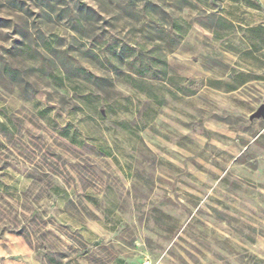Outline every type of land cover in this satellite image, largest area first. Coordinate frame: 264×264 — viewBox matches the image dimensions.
<instances>
[{"label":"rangeland","instance_id":"1","mask_svg":"<svg viewBox=\"0 0 264 264\" xmlns=\"http://www.w3.org/2000/svg\"><path fill=\"white\" fill-rule=\"evenodd\" d=\"M0 0V264H264V0Z\"/></svg>","mask_w":264,"mask_h":264},{"label":"trees","instance_id":"2","mask_svg":"<svg viewBox=\"0 0 264 264\" xmlns=\"http://www.w3.org/2000/svg\"><path fill=\"white\" fill-rule=\"evenodd\" d=\"M205 1H207V0H205ZM230 1H232V2H241V3L245 4L248 7H256V5H257L256 4V0H230Z\"/></svg>","mask_w":264,"mask_h":264},{"label":"water","instance_id":"3","mask_svg":"<svg viewBox=\"0 0 264 264\" xmlns=\"http://www.w3.org/2000/svg\"><path fill=\"white\" fill-rule=\"evenodd\" d=\"M264 114V105H262L259 110L251 115V118L261 117Z\"/></svg>","mask_w":264,"mask_h":264},{"label":"built area","instance_id":"4","mask_svg":"<svg viewBox=\"0 0 264 264\" xmlns=\"http://www.w3.org/2000/svg\"><path fill=\"white\" fill-rule=\"evenodd\" d=\"M143 264H149V262L145 261V262H143Z\"/></svg>","mask_w":264,"mask_h":264}]
</instances>
